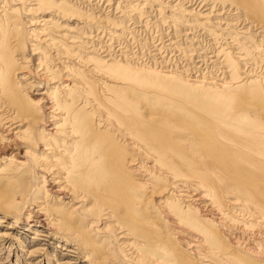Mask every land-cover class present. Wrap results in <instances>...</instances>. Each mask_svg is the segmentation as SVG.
<instances>
[{"label": "bare ground", "instance_id": "bare-ground-1", "mask_svg": "<svg viewBox=\"0 0 264 264\" xmlns=\"http://www.w3.org/2000/svg\"><path fill=\"white\" fill-rule=\"evenodd\" d=\"M150 1L114 16L92 0H0V228L33 243L18 263L264 261V0H158L143 19ZM160 23L190 47L172 35L150 65L108 51ZM202 35L207 51L192 46ZM164 47L220 77L161 74Z\"/></svg>", "mask_w": 264, "mask_h": 264}, {"label": "rangeland", "instance_id": "rangeland-1", "mask_svg": "<svg viewBox=\"0 0 264 264\" xmlns=\"http://www.w3.org/2000/svg\"><path fill=\"white\" fill-rule=\"evenodd\" d=\"M127 2H128V0H110V1L109 0H92L91 3H92V5L98 4V6H99L100 9L104 10L105 12H108V14H113L115 16V14L118 13L119 11L126 12V11L129 10L128 7L130 5L127 4ZM163 2H165V1H163ZM163 2L160 1V3H159L158 0H155V1H150V2H148L146 4H144V2L141 3V4H144L143 6H140L139 7V9H141V10L144 9V11L142 10V15L144 16L143 19L148 18V16H145V14L147 12L151 11V8H153L154 5H155L154 6V9H158L157 5L158 4H164ZM118 15H116V16H118ZM110 17H112V15ZM157 18H158V16H156V14L154 12H151L150 13L149 19H150V22L151 23H154V21H156ZM169 25L164 24V23H160V25H151L150 24L147 32L146 31H143V29H141V30L138 29V30L135 31V33H133V35H131V37H130V35H128V36H126L127 39L125 38L124 40L120 41L119 43L113 44L114 46L111 44L112 46H111L110 49H108V51H110L111 55H113V56H116L118 54H123L122 52H125L126 51L125 52L126 54L128 53V54L135 55L136 57H139L140 60L138 62H140L142 64H145V65H150L151 64V62H150L151 59L148 56L149 51H151L155 45L158 46V47H161L162 41H166V39L168 37H170L172 35H173L172 37H174V36L176 37V35H174L173 29ZM67 34L68 35H74V33H71V34L70 33H67ZM179 34H180V32L178 33V35ZM181 34H182V32H181ZM53 35L56 36L57 33H54ZM206 36L207 35H202L201 36L202 39L201 38L199 39V41L201 42V43L199 42V45L193 44L192 46H197L198 48L200 46V49L202 48V50L207 51L209 48H211L210 46H211V42L212 41L210 40V37L209 36H207V37ZM136 37H138L139 39L136 38ZM159 40H161V41H159ZM175 40H176L177 45H179L180 47L181 46L182 47H185V46L190 47V42L188 41V39L187 40L186 39L184 40V38H182V35H179L178 37H176ZM135 41H138V43H141V44L143 43L142 45L145 46V47L136 45L137 42H135ZM193 41H194V39H193ZM103 42H106L107 43L106 45H109L110 44V42H108V39H107V37H105V35L103 37ZM132 42H134V43H132ZM145 43H149V44H145ZM96 44H98L99 47L101 45L99 42L96 43ZM116 45L118 47H116ZM146 45H148V47H149L147 50H146V47H147ZM124 47H125V49H124ZM128 47H129V50H128ZM207 47H208V49H207ZM119 48H122V49H119ZM170 49L171 48H166V47H164V49H162L161 56L164 57V62H165L166 65L164 66V68H161L159 66H157L159 68H156V70L159 69L157 71L162 72L161 74L168 75V74L174 73L177 70L178 71H181L182 70L184 73L181 76H183V78H185L186 80H189V81H187L188 84L189 83H192L190 85H197V86H201L202 85V86H206V87H212V86H209L206 83H201V84L200 83H196L193 80H197L198 82H200V81H207L208 79H210L209 81H211V80L214 79V77L216 79H218L217 77H220V73L218 72V70L216 68L205 65V66H201L200 67V70L198 71L197 69H195V64L193 63L194 61L196 62V60H190L188 62L187 60H185L184 56L181 55V52L180 51L175 50V49H173V50H170ZM100 50H104V47L101 48ZM144 50H146V51L144 52ZM141 59H142V61H141ZM199 65L200 64L197 63L196 64V67H199ZM205 67H208L207 68V71H206ZM261 67L262 66L260 64L257 65L256 66V68H257L256 72H258V73L261 72V71L264 72V67H262L263 69ZM164 71H166V72H164ZM167 72H170V73H167ZM175 74H176V72H175ZM256 75L258 76V74H256ZM209 81H207V82H209ZM12 222H14V220H11V223ZM4 225L5 226H2L0 228V230H1V232H3V230H7V232L10 233L11 239H9V241L6 244H4L3 246H1L2 248L0 247L1 248V250H0V264H25L24 261H22V263H18L17 261H18V257H20V256L22 258H26L27 259V256L24 255V253H22V251H24V249L27 250L26 247L29 246L28 243L30 241V239H28V238L31 236V234L30 233H27V232L24 233V231L22 229H20L21 226H17V228L19 227V229L18 230H15L13 232L12 229H8L9 228V224L8 223H5ZM22 232L25 235H27L28 237H27V239L26 238L24 239V242L25 243L23 242L24 244L20 245L18 243V241H16L14 238H18V239L21 238L20 236H21V233ZM21 240H22V238L20 239V241ZM30 244L31 245L33 244L32 241H30ZM54 245H55L54 242H52L51 245H50V248L47 250L48 253L50 252L49 254H52V250L55 248ZM7 246H8V248H7ZM23 247H25V248H23ZM58 249H60V248H58ZM60 251L61 252H64L62 250H60ZM68 255H69L68 258H72L71 253H68ZM49 256L50 255H48V257ZM49 258H51V256ZM34 262H36V260L33 261V263ZM83 263L85 264V262H83ZM260 263L263 264L264 261H261Z\"/></svg>", "mask_w": 264, "mask_h": 264}]
</instances>
